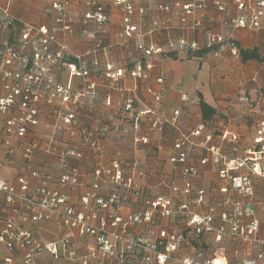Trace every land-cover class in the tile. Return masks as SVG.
Returning <instances> with one entry per match:
<instances>
[{
  "label": "built area",
  "instance_id": "1",
  "mask_svg": "<svg viewBox=\"0 0 264 264\" xmlns=\"http://www.w3.org/2000/svg\"><path fill=\"white\" fill-rule=\"evenodd\" d=\"M50 1L52 25L25 24L14 40L5 36L0 39V122L3 123L0 145H10L5 134L17 138V145L23 148L25 174L37 179L30 186L25 174H19L15 184L0 176V200L11 210V214L0 216V244L3 248L24 250L21 264H41L37 256L42 252L55 259L76 260L79 264H90L94 260L124 264L228 263L222 250H219L220 254L207 255L197 247L194 254L181 255L179 248L187 239L185 232L188 230L195 239L212 235L217 242L227 240L239 248H247L239 264H264V217L260 218V214L264 216V203L256 205L253 182L254 177L264 180V111L256 120L250 147L241 148L238 134L228 129L219 135L222 143L213 144L208 143L213 136L211 121L200 119L189 132L180 129V108L167 109L163 105L164 91L170 87L163 74L154 79L157 88L143 87L142 96L137 91L139 81L147 79L154 67L161 65L163 59L170 58L169 54L185 52L191 55L206 51L204 54L218 55L222 48H226L229 54L239 58V46L231 31L234 27L263 29L264 0H230L235 9L244 12L240 14L228 11L225 1L214 0L216 11L228 17L225 25L229 29L218 33L209 30L204 33L200 19L206 0H160L152 6L138 0ZM76 9H81L77 15ZM112 11L118 14L117 30L113 32L111 41L104 42L105 25L111 20ZM150 12L162 16L149 20ZM175 18L184 34L171 35V21ZM190 19L192 21L189 22ZM11 23L8 9L0 7L1 28L6 29ZM76 25L88 47L82 52H71L72 58H69L70 44L66 38L77 32ZM197 30L204 33L200 40L189 36L190 32ZM161 35L163 42L160 43L158 37ZM60 67H65L68 74L65 81L59 82ZM75 75L82 78L84 92L81 94L73 93L71 81ZM91 76L113 82L116 97L121 101L120 120L101 126L96 133L80 129L78 145L59 147L53 129L60 125L49 124L48 121L42 127L43 138H31L33 128L38 126L43 104H55L58 107L56 117L63 128L75 135L76 117L69 105L75 104L80 95L94 92L96 84ZM126 79L131 81L130 91L125 86ZM234 98L251 103L243 93L236 94ZM178 99L186 107L196 104V99L182 90L178 91ZM110 100L107 96L104 102L110 104ZM4 114L11 116L2 121ZM139 127L157 131L168 127L174 132L167 160L183 180L180 186L173 181L167 186L177 196L155 194L145 200V209L123 216L115 210L107 214L100 212L120 207L126 199L125 193L112 192L102 197L94 191H86L80 197L82 209L69 204L68 196L59 189L72 191L80 183L78 168L70 164L69 158L81 157L86 149L99 153V140L111 129L127 132L128 128L135 130ZM196 138L208 143L205 148L207 155L199 163L203 165L210 161L217 166L218 177L223 181L219 192L226 195L218 207L210 206L205 213L193 212L191 208L204 202V189L197 188L194 196L189 198L193 192L191 180L200 177L198 168L189 163L198 145ZM134 141L147 143L148 139L141 136L135 137ZM38 151L55 156L60 162L57 188L48 185L53 178L49 173L34 167L33 156ZM136 164L134 158L113 160L106 168L98 165L93 175L97 178L110 175L115 184L128 188L133 185ZM97 187V182L92 184V188ZM166 217H182L181 229L173 230L162 225L161 220ZM49 219L69 227L78 236H92L94 245L79 254L72 243V236L42 242L33 225ZM140 224L148 225L149 231L156 228V239L129 231ZM0 264H12V258L6 256Z\"/></svg>",
  "mask_w": 264,
  "mask_h": 264
},
{
  "label": "crops",
  "instance_id": "2",
  "mask_svg": "<svg viewBox=\"0 0 264 264\" xmlns=\"http://www.w3.org/2000/svg\"><path fill=\"white\" fill-rule=\"evenodd\" d=\"M141 4L142 0H138ZM157 0L156 2H159ZM189 1V0H184ZM226 2L227 10L232 14L244 13L235 9L234 4L230 0H221ZM50 0H0V7H6L9 15L12 17L11 25L2 29L0 26V39L7 37L9 40H14L18 37L19 31L25 24L33 25H52L53 16L49 12ZM214 0H206V6L203 9L201 22L205 30L212 32H220L226 27L225 23L228 17L216 11ZM80 13L81 9L75 10ZM111 20L106 23V34L104 35V42H109L112 39V34L117 30V16L114 11L111 12ZM162 15L150 12L148 19H159ZM189 22L192 19L188 20ZM149 25L150 22H147ZM172 31L171 35L176 36L184 34L179 26V21H171ZM77 32L72 36L67 37L70 44L72 54L82 52L88 47L87 41L79 32V27L76 25ZM201 30L192 31L189 36L198 40L202 39L204 34ZM232 36L236 39L239 48H252L258 50L259 57H264V28L261 30H252L241 27H234L231 31ZM163 36L158 37V42H163ZM132 48V47H131ZM132 50H134L132 48ZM133 54L134 51H132ZM175 58H165L161 65L154 67L147 79L140 80L138 83V94L143 95V87L153 86L157 88L154 79L156 76L163 74L165 76L166 84L170 87L164 91L163 105L167 109L180 108L179 127L184 132H189L193 125L200 119L202 114L199 107V96L214 109V115L210 118L211 128L213 132L212 139L208 143L219 144V135L222 130L228 129L239 136L241 148H248L252 145V135L256 120L261 111H264V65L263 61L255 58L249 60H242L233 57L229 54L226 48H222L218 55L210 53H193L191 55L185 52H177L174 54ZM129 58V57H128ZM127 58V59H128ZM129 60V59H128ZM66 78L67 75L64 74ZM96 84L94 92L90 95H80L75 104H70V108L75 112L76 125L73 126L75 135L67 132L60 119L56 117L55 110L58 107L55 104L45 105L42 116L47 118L49 124H59L60 127L53 129L55 133L56 142L59 147L69 146L71 144H79L81 132L80 129L92 131L94 133L105 125L110 124L114 120L119 119L120 100L118 101L113 82L109 79H103L98 76H91ZM131 81L125 80V86L130 91ZM193 89L192 93L188 88ZM73 93L81 94L84 92L82 88V78L76 76L72 83ZM182 90L193 96L196 99V104L186 107L178 99V91ZM238 93L245 94L251 99V103L247 104L240 102L235 96ZM111 98V103L104 102L105 97ZM203 120V119H202ZM46 121V122H47ZM126 131L109 130L108 134L101 140L99 145L101 151L99 153L92 149H86L81 157L69 158L70 164L78 168V176L80 183L74 190H66L60 188L59 191L68 196L69 204L75 208H81L80 197L86 191H94L102 197H107L112 192L125 193L126 199L122 202L120 207H110L106 212L101 210L100 214H107L108 211L115 210L118 215L123 216L137 210L146 208L145 200L150 199L155 194H170L172 193L167 184L173 181L180 186L183 177L179 176L172 170L171 163L167 160V156L171 150V142L174 132L168 127L164 130H148L145 127L138 129H131ZM51 130V129H49ZM38 131H43V128H33L32 132L38 134ZM45 133H47L45 131ZM147 136L148 142L141 143L134 141L135 137ZM39 140V139H38ZM198 143L194 154L190 157L189 163L195 165L200 177L191 180L193 192L197 188L204 189L203 203L199 206H192L193 212L205 213L210 206L218 207L221 200L226 196L225 193L219 192L223 185V181L219 179L217 166L212 162L200 164L199 161L207 152L205 150L208 143H202L201 138H196ZM199 142L201 143L199 146ZM17 145L14 155H7L0 145V176L8 183L15 184L19 174H25V162L22 153L17 150ZM137 160L136 172L133 176V185L130 187H121L111 180L110 175H103L102 178H97L93 175V170L101 165L106 168L113 160ZM136 158V159H135ZM34 167L44 170L53 178L49 182V186L57 188V177L59 174L60 162L55 156L46 155L38 151L33 156ZM26 175V174H25ZM30 186H33L37 179L26 175ZM98 183L97 188H92V184ZM255 185V200L256 205L264 203V180L259 177H254ZM232 198H234L232 196ZM91 204V203H90ZM82 209V208H81ZM10 208L4 205L0 200V216L11 214ZM260 214V213H259ZM263 214L260 218L263 219ZM183 218L181 217H166L161 220V224L169 229H181L183 225ZM183 228V227H182ZM33 230L38 235L42 242L56 241L64 236H72V243L80 253L86 252L88 246L94 245V238L92 236H82L67 226L61 225L55 219L38 221L33 225ZM131 233L138 235L142 233L148 236L151 240L156 239L157 229L148 230V225L140 224L130 228ZM187 239H185L179 248L180 254H194L197 247L202 248L207 255L212 253H219L222 250V255L228 260L227 264H239L241 255L247 250L245 247H240L226 241L217 242L213 236L203 235L195 239L190 236V231L185 232ZM190 236V237H189ZM235 248L238 250L234 251ZM245 249V250H242ZM251 253L254 250H249ZM24 250L12 249L5 250L0 244V261L6 256L12 258V264H21V258ZM220 254V253H219ZM41 264H79L76 260L55 259L47 252H42L37 256ZM90 264H124L118 261L112 263H103L98 260L91 261Z\"/></svg>",
  "mask_w": 264,
  "mask_h": 264
},
{
  "label": "rangeland",
  "instance_id": "3",
  "mask_svg": "<svg viewBox=\"0 0 264 264\" xmlns=\"http://www.w3.org/2000/svg\"><path fill=\"white\" fill-rule=\"evenodd\" d=\"M144 3H142V4H149V5H153V4H155L156 3V1L157 0H142ZM69 47H70V45H69ZM69 58H72V56H71V47H70V49H69V55H67ZM58 80H59V82L60 81H65L66 79H67V77L65 78L64 77V74L65 75H67L68 73H66V69H65V67H60V69L58 70ZM72 83H73V80L71 81V85H72ZM188 90H189V92H191L192 93V91H193V89H191V87H189L188 88ZM44 104L42 105V107H41V109H40V114H39V120H38V126L36 127V128H41V127H43V124L44 123H46V121H47V118H46V116L45 117H43L42 116V114H43V108H44ZM13 112V111H12ZM10 113V112H9ZM11 116V114H4L3 115V117H1L2 118V121L3 120H5L6 118H8V117H10ZM2 122H0V128L2 127ZM38 134L36 135V133H34V132H32L31 134H30V137L32 138V137H34V138H36V139H42L43 138V136H44V133H43V131H38L37 132ZM5 138L7 139V140H9V142H10V145H6V147L5 146H3V150L5 151V153L9 156V155H14L15 154V149H16V145L18 144V141L19 140H17V138H15V137H9V135L8 134H5ZM26 138V137H25ZM18 147H17V150H19L20 151V155H21V153L23 152V148L20 146V145H17ZM2 147V146H1ZM22 157V156H21Z\"/></svg>",
  "mask_w": 264,
  "mask_h": 264
},
{
  "label": "trees",
  "instance_id": "4",
  "mask_svg": "<svg viewBox=\"0 0 264 264\" xmlns=\"http://www.w3.org/2000/svg\"><path fill=\"white\" fill-rule=\"evenodd\" d=\"M261 30V29H260ZM200 51L195 52L199 54ZM202 53L206 52V51H201ZM239 54L241 56L242 60H249L250 58H255V59H259L261 61L264 60V57H259V53L257 48L252 47V48H239ZM170 57L175 58V56L173 54H169ZM199 107H200V113L202 114V119L205 121H210V118L215 114L214 113V109L208 104L206 103L201 96H199ZM191 237L194 238L193 234H190ZM189 236V237H190Z\"/></svg>",
  "mask_w": 264,
  "mask_h": 264
}]
</instances>
